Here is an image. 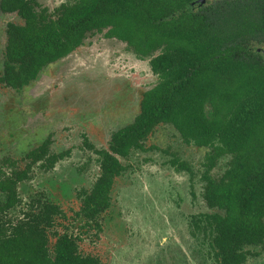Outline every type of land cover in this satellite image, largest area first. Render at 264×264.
Segmentation results:
<instances>
[{
	"label": "trees",
	"instance_id": "1",
	"mask_svg": "<svg viewBox=\"0 0 264 264\" xmlns=\"http://www.w3.org/2000/svg\"><path fill=\"white\" fill-rule=\"evenodd\" d=\"M195 2L68 0L50 13L36 0H2L3 10L17 11L24 23L8 25L0 82L21 90L88 34L105 31L126 42L157 80L106 147L84 137L99 174L79 191L83 234L102 231L116 179L137 153L159 149L149 139L171 126L187 145L206 149L199 169L177 153L168 159L188 173L194 194L200 179L209 211L191 215L192 237L207 246L213 264H247L264 250V56L254 49L264 44V0H209L193 9ZM51 145L50 136L29 150L24 167L11 158L0 165V264H102L80 250V233L61 231V205L44 193L28 202L20 194L36 166L53 169L69 155ZM222 160L223 171L214 172Z\"/></svg>",
	"mask_w": 264,
	"mask_h": 264
},
{
	"label": "rangeland",
	"instance_id": "2",
	"mask_svg": "<svg viewBox=\"0 0 264 264\" xmlns=\"http://www.w3.org/2000/svg\"><path fill=\"white\" fill-rule=\"evenodd\" d=\"M40 1L52 9L62 0ZM207 2L196 0L192 8ZM8 20L21 19L0 13V73ZM254 49L264 56V44ZM40 80L23 92L0 83V165L11 158L24 167L26 153L48 136L52 152L69 151L53 169L35 167L32 178L20 185L24 202L44 193L61 205L66 213L60 219L61 231L69 227L80 233V250L97 256L102 264H213L207 246L190 233L191 215L209 211L199 176L194 194L188 173L168 162L177 153L199 169L206 149L187 145L171 126L161 125L149 139L159 149L137 153L129 172L116 179L113 204L102 214L98 235L96 229L83 234L84 221L76 214L79 191L89 189L99 174L96 155L84 146V137L106 147L112 131L133 121L142 93L157 80L148 62L138 59L126 43L98 33L44 70ZM225 162L214 172L223 171ZM257 250L261 254L247 264H264V250Z\"/></svg>",
	"mask_w": 264,
	"mask_h": 264
},
{
	"label": "flooded vegetation",
	"instance_id": "3",
	"mask_svg": "<svg viewBox=\"0 0 264 264\" xmlns=\"http://www.w3.org/2000/svg\"><path fill=\"white\" fill-rule=\"evenodd\" d=\"M31 2H32V0H30ZM37 1V3H38V5H37V8L38 9H46V10H48V12H54V10H55V8L56 7H58L59 5H61L63 2H65V1H68V0H62L59 4H57L55 7H53L52 9L51 8H49L48 6H46V5H43L42 3H41V1L40 0H36ZM199 7H201V6H199ZM197 9V8H196ZM0 13L1 14H3V15H5V16H7V15H12V14H16V15H18L19 16V18L21 19L20 20V22H17V21H13V20H8L6 23H5V38H6V42H7V29H8V25L9 24H23L24 23V19L18 14V12L17 11H4L3 10V8H2V0H0ZM98 34V33H97ZM99 34H103V36L104 37H106L105 36V31L104 32H100ZM94 35H96V34H94ZM91 35L90 34H88V36L86 37V39L83 41V43L81 44V45H79V46H77L76 47V49H74L72 52H70L69 54H67V55H65V56H63V57H61L59 60H57V61H54V62H51V63H49L47 66H44V67H42L41 68V70L38 72V75H37V77L34 79V80H32L28 85H26V86H24V88H22L21 90H16V89H14V90H16V91H19V92H23L26 88H30L32 85H37L36 83H38L39 81H41L40 80V78H41V74H42V72L44 71V70H46L49 66H53L54 64H58V62H60V61H62L63 59H65L66 57H68L70 54H72V53H74L79 47H82L84 44H85V41L90 37ZM106 38H109V37H106ZM111 39H116V40H119V39H117V38H111ZM119 41H121V40H119ZM6 42H5V46H6ZM122 42H124V41H122ZM124 43H126V42H124ZM126 47H128V45H127V43H126ZM131 51V50H130ZM4 52H5V47H4V51H3V58H2V69H3V67H4V60H5V55H4ZM139 59V58H138ZM1 74V73H0ZM35 82V83H34ZM1 83V82H0ZM2 84V83H1ZM3 85V84H2ZM4 86V85H3ZM6 87V86H5ZM38 87V86H37ZM7 88H10V87H7ZM10 89H13V88H10ZM48 137H50V136H48ZM25 157H26V155H25Z\"/></svg>",
	"mask_w": 264,
	"mask_h": 264
}]
</instances>
